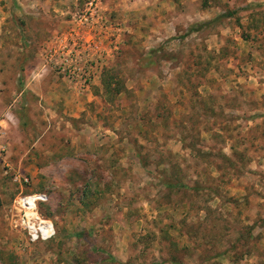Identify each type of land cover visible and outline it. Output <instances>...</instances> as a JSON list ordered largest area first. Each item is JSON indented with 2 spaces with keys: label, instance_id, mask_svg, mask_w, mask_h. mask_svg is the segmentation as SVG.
I'll use <instances>...</instances> for the list:
<instances>
[{
  "label": "rangeland",
  "instance_id": "1",
  "mask_svg": "<svg viewBox=\"0 0 264 264\" xmlns=\"http://www.w3.org/2000/svg\"><path fill=\"white\" fill-rule=\"evenodd\" d=\"M60 36L99 44L87 87ZM1 120L0 264H264V0H0Z\"/></svg>",
  "mask_w": 264,
  "mask_h": 264
},
{
  "label": "built area",
  "instance_id": "2",
  "mask_svg": "<svg viewBox=\"0 0 264 264\" xmlns=\"http://www.w3.org/2000/svg\"><path fill=\"white\" fill-rule=\"evenodd\" d=\"M92 5V1L89 3ZM87 17L81 16L82 24L87 23L94 18L95 10H88ZM81 20V21H82ZM88 48H80L77 44L69 42L66 36H60L44 50L45 66L81 88L87 87L91 82L98 78V75L105 66V58L100 52L97 42L90 40L87 42ZM86 50L85 52L82 50ZM93 53H89L88 50ZM0 121V133L2 123ZM14 179L21 183H28V178L23 177L20 180L18 175ZM48 202V195L43 192H34L30 194L20 193L13 201L9 210V222L12 229L22 232L28 244L36 242H46L55 236V229L52 221L40 213V205Z\"/></svg>",
  "mask_w": 264,
  "mask_h": 264
},
{
  "label": "trees",
  "instance_id": "3",
  "mask_svg": "<svg viewBox=\"0 0 264 264\" xmlns=\"http://www.w3.org/2000/svg\"><path fill=\"white\" fill-rule=\"evenodd\" d=\"M41 205H42V204H41ZM41 205H40V206H41Z\"/></svg>",
  "mask_w": 264,
  "mask_h": 264
}]
</instances>
